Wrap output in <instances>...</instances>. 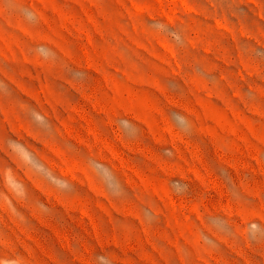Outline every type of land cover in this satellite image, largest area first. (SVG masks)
<instances>
[{
  "label": "rangeland",
  "instance_id": "rangeland-1",
  "mask_svg": "<svg viewBox=\"0 0 264 264\" xmlns=\"http://www.w3.org/2000/svg\"><path fill=\"white\" fill-rule=\"evenodd\" d=\"M0 264H264V0H0Z\"/></svg>",
  "mask_w": 264,
  "mask_h": 264
}]
</instances>
